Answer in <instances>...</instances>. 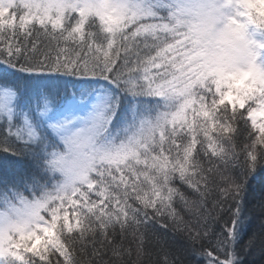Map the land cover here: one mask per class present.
I'll return each mask as SVG.
<instances>
[{"label": "snow or ice", "instance_id": "obj_1", "mask_svg": "<svg viewBox=\"0 0 264 264\" xmlns=\"http://www.w3.org/2000/svg\"><path fill=\"white\" fill-rule=\"evenodd\" d=\"M0 264H264V0H0Z\"/></svg>", "mask_w": 264, "mask_h": 264}, {"label": "trees", "instance_id": "obj_2", "mask_svg": "<svg viewBox=\"0 0 264 264\" xmlns=\"http://www.w3.org/2000/svg\"><path fill=\"white\" fill-rule=\"evenodd\" d=\"M257 183H259V182H257ZM258 194V193H257Z\"/></svg>", "mask_w": 264, "mask_h": 264}]
</instances>
